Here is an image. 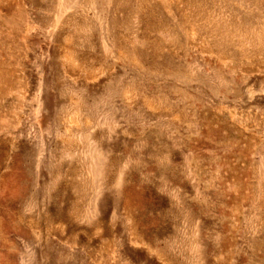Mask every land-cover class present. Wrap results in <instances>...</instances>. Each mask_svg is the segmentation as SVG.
<instances>
[{
	"label": "rangeland",
	"instance_id": "1",
	"mask_svg": "<svg viewBox=\"0 0 264 264\" xmlns=\"http://www.w3.org/2000/svg\"><path fill=\"white\" fill-rule=\"evenodd\" d=\"M0 264H264V0H0Z\"/></svg>",
	"mask_w": 264,
	"mask_h": 264
}]
</instances>
